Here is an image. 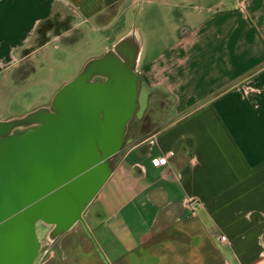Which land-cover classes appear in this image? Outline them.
<instances>
[{
    "label": "crops",
    "instance_id": "crops-1",
    "mask_svg": "<svg viewBox=\"0 0 264 264\" xmlns=\"http://www.w3.org/2000/svg\"><path fill=\"white\" fill-rule=\"evenodd\" d=\"M137 2L0 0V89L50 40L111 30ZM143 3L142 31L128 20L85 60L124 40L137 51L138 94L165 104L152 125H165L125 136L83 221L41 244L35 263L264 264V0ZM65 10L68 29L32 47L37 27Z\"/></svg>",
    "mask_w": 264,
    "mask_h": 264
},
{
    "label": "water",
    "instance_id": "water-1",
    "mask_svg": "<svg viewBox=\"0 0 264 264\" xmlns=\"http://www.w3.org/2000/svg\"><path fill=\"white\" fill-rule=\"evenodd\" d=\"M124 43L89 60L47 106L0 121V264H34L36 224L50 227L53 245L110 177L137 106V51Z\"/></svg>",
    "mask_w": 264,
    "mask_h": 264
},
{
    "label": "rangeland",
    "instance_id": "rangeland-1",
    "mask_svg": "<svg viewBox=\"0 0 264 264\" xmlns=\"http://www.w3.org/2000/svg\"><path fill=\"white\" fill-rule=\"evenodd\" d=\"M145 0H138L136 8L131 11L124 10L118 20L114 23V27L106 32H95L90 29H82L83 35L81 40L78 38L76 32L71 31L67 36L61 37L58 40H50L40 49L32 54L29 64L23 66L18 72V76L13 77L5 82L0 89V120H6L11 117H20L23 114L36 109L39 106L47 105L50 103L51 98L62 85L72 80L87 63L86 57L91 51L96 50L97 39L104 37L111 32H118L123 29L129 20L131 29L141 30L143 24V15L137 13L138 7L143 4ZM64 15L54 16L48 23L44 24L40 30H36L31 39V46H35L37 42L42 41L55 34L64 33L68 29L70 22L72 21L71 12L65 10ZM153 16L148 17L147 22L154 25ZM95 28L97 23L94 19L91 20ZM88 25L89 22L85 21ZM145 24V23H144ZM149 29H152V26ZM157 25L159 28H166L162 19H157ZM76 43L75 45H73ZM22 75V76H20ZM158 95V94H157ZM160 96V94H159ZM164 106V102L148 101L142 95L137 96V106L132 119L128 124V130L126 133V142L130 141L132 132L152 130L158 124L160 126L165 125V118L162 119L157 125H152L153 116L159 112L160 106ZM170 104L167 103L166 106ZM151 109L145 117V111ZM169 108V107H168ZM144 117V119H142ZM142 120V121H141ZM141 124V125H140ZM140 125V126H139ZM23 130H17L20 132ZM119 156V155H118ZM50 227L40 222L36 224V233L39 241L42 244V248L47 246L50 241L48 240V234ZM37 262V260H36ZM36 264V263H35Z\"/></svg>",
    "mask_w": 264,
    "mask_h": 264
},
{
    "label": "trees",
    "instance_id": "trees-1",
    "mask_svg": "<svg viewBox=\"0 0 264 264\" xmlns=\"http://www.w3.org/2000/svg\"><path fill=\"white\" fill-rule=\"evenodd\" d=\"M113 13H114V8H112V9L110 10V15L113 14ZM51 19H52V18H51ZM51 19L46 20V21H44L43 23H41V24L37 27L36 30H40V28H41L44 24L48 23ZM46 41H48V38L43 39V40L40 41V42H37L36 45L34 46V48L43 45ZM69 263H70L69 261L64 260V261H62L60 264H69Z\"/></svg>",
    "mask_w": 264,
    "mask_h": 264
},
{
    "label": "built area",
    "instance_id": "built-area-1",
    "mask_svg": "<svg viewBox=\"0 0 264 264\" xmlns=\"http://www.w3.org/2000/svg\"><path fill=\"white\" fill-rule=\"evenodd\" d=\"M152 162L155 166H159L164 162V158H155L152 160ZM220 240H225V236H220Z\"/></svg>",
    "mask_w": 264,
    "mask_h": 264
},
{
    "label": "flooded vegetation",
    "instance_id": "flooded-vegetation-1",
    "mask_svg": "<svg viewBox=\"0 0 264 264\" xmlns=\"http://www.w3.org/2000/svg\"><path fill=\"white\" fill-rule=\"evenodd\" d=\"M96 80L100 81L101 79H96ZM20 132H23V131H20ZM20 132H19V133H20Z\"/></svg>",
    "mask_w": 264,
    "mask_h": 264
}]
</instances>
